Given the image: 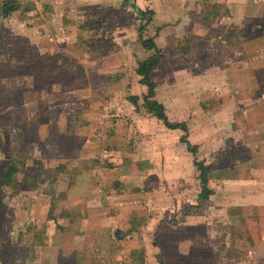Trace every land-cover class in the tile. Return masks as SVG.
I'll return each instance as SVG.
<instances>
[{
	"label": "rangeland",
	"instance_id": "obj_1",
	"mask_svg": "<svg viewBox=\"0 0 264 264\" xmlns=\"http://www.w3.org/2000/svg\"><path fill=\"white\" fill-rule=\"evenodd\" d=\"M7 1L0 0V264H47L44 247L52 246L51 237L65 243L77 236L63 230L69 218L56 210L66 203L72 182L60 163H52L76 156L75 138L64 136L60 126L83 127L85 113L103 114L108 107L119 112L122 129L132 128V110L146 118L150 90L140 93L136 70L158 56L144 47L150 38L162 53L154 95L166 102L172 95L170 121L189 128V144L181 141L182 130L169 131L168 145L157 142L163 152L159 148L150 156L171 163L192 158L194 150L193 158L207 167L211 196L201 200L194 164L177 182L168 166L166 187L181 188L187 214L211 219L213 264L236 257L227 246L228 233L233 240L237 227L257 226L262 230L255 234L263 233L264 0H134L138 9L125 0H15L21 9L9 16L3 9ZM138 127L153 136L165 126L151 117ZM13 162L21 171L14 186L6 187L2 172ZM151 223L146 215L139 227ZM246 242L242 237L239 244ZM156 254L158 259L162 252Z\"/></svg>",
	"mask_w": 264,
	"mask_h": 264
},
{
	"label": "crops",
	"instance_id": "obj_2",
	"mask_svg": "<svg viewBox=\"0 0 264 264\" xmlns=\"http://www.w3.org/2000/svg\"><path fill=\"white\" fill-rule=\"evenodd\" d=\"M140 81L141 78L136 87L144 94L145 86L140 85ZM131 96L138 99L140 95L134 93ZM158 97L154 99L168 111L172 95L166 97L167 102L160 97V93ZM173 100L182 106L188 103L182 95H174ZM103 111V114L100 113L102 116L96 111L85 113L83 116L88 120L83 127L82 123L72 128L60 126L64 136L68 132L76 140V159L68 157L52 163L54 167L60 163L63 174H69V184L72 182L65 195L66 203L58 204L61 209L56 210L60 216L69 218L67 224H61L63 230L76 232L77 236L65 243L56 239L57 236L51 237L52 246L44 247L48 254L47 264H57L54 261L57 257L65 261L73 260L72 264H190L192 259L194 264H213L214 228L211 219H196L194 215L187 214L181 188L174 183L167 184V188V179L164 178L168 166L174 173L175 181L190 175L195 160L193 155L192 158L186 155L171 163L159 155V164L150 152L161 147L157 142L168 145L169 131L172 130L164 127L153 136L142 132L139 122L154 117L147 112L146 118L140 117L134 110L130 114L132 128L124 126L122 129L119 112L114 110L113 114L110 107ZM167 115L169 117L168 112ZM133 122L138 123L137 129ZM106 124L108 130H105ZM140 134L142 142L138 139ZM159 151L163 152L161 148ZM146 215L152 223L144 229L139 224ZM159 216H165L166 221H160ZM199 229L204 234H197ZM257 230L262 229L257 226L255 230L252 227L249 230V226L237 227L233 240L227 232L230 244L227 247L235 250L236 256L229 261L230 264H264V231L255 234ZM128 233L132 234V240L128 241ZM248 234L253 236L249 239ZM240 236L247 241L246 246H240ZM119 246L126 249L118 253L116 249ZM152 246H157L156 251ZM156 252V255L162 252L158 259L153 256ZM193 252H197L199 258L195 259ZM208 252L210 257H207ZM55 253L58 254L54 256Z\"/></svg>",
	"mask_w": 264,
	"mask_h": 264
},
{
	"label": "trees",
	"instance_id": "obj_3",
	"mask_svg": "<svg viewBox=\"0 0 264 264\" xmlns=\"http://www.w3.org/2000/svg\"><path fill=\"white\" fill-rule=\"evenodd\" d=\"M125 1L128 2L134 9H138V7L134 3V0H125ZM3 9L5 12V15L9 16L12 13L20 10L21 5L16 3L15 0H9L7 1V3L4 4ZM144 47L145 49L150 50V51L155 50L158 55L156 57L149 59L146 62L140 63V65L137 68V74L141 78V81H140L141 85L145 86L146 88L150 90L149 96L147 95L146 97H144L146 112L152 115L153 117H155L156 119H158L159 121H161L167 129L172 130V131L182 130L183 132H185L186 135L181 139V141L185 144H189L187 141V135L189 133V128L187 127V125L182 122H171L167 115V110L165 106L154 99L155 98L154 90L156 86H155V82H153L152 75L154 71L157 68H159L161 65L162 53L158 49L155 43V39L150 38V39L144 40ZM132 99L135 104L138 103L137 98H132ZM192 152H193L192 155H195L196 152L194 150H191V153ZM194 165L196 166L198 172L200 173L199 179L202 184V191L200 194V198L201 200H205V201L209 200L211 196V191L208 190V187H207L209 177H208V170L205 165V162L200 161L195 157ZM20 171H21V168L16 162L8 164L2 172L1 177L3 180V184L6 187L14 186V184L16 183V176L19 174Z\"/></svg>",
	"mask_w": 264,
	"mask_h": 264
}]
</instances>
